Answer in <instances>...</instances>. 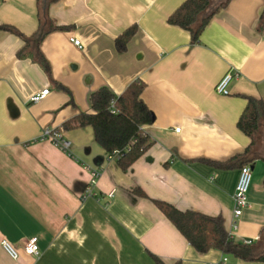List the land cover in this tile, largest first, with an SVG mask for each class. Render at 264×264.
<instances>
[{"label": "crops", "instance_id": "obj_1", "mask_svg": "<svg viewBox=\"0 0 264 264\" xmlns=\"http://www.w3.org/2000/svg\"><path fill=\"white\" fill-rule=\"evenodd\" d=\"M39 1L54 24L67 26L40 42L46 67L35 48L18 57L22 38L0 30V242L18 251L12 259L0 245V264H157L153 255L165 264H264L196 251L152 201L220 215L234 241L251 239L252 256L264 254L260 142L250 163L249 206L238 218L232 213L240 162H207H225L249 143L236 121L245 95L264 100V0H229L194 43L167 22L183 0ZM37 11V0H0V24L29 36ZM131 25L136 32L119 50L115 39ZM228 71L237 77L228 95L218 94L214 86ZM133 81L144 84L140 98L152 113L143 126L150 144L122 169L90 126L63 124L92 112L96 89L117 96ZM46 88L42 100L30 101ZM46 128L71 142L69 154L40 139ZM93 170L99 175L90 185ZM30 238L37 256L22 250Z\"/></svg>", "mask_w": 264, "mask_h": 264}, {"label": "trees", "instance_id": "obj_2", "mask_svg": "<svg viewBox=\"0 0 264 264\" xmlns=\"http://www.w3.org/2000/svg\"><path fill=\"white\" fill-rule=\"evenodd\" d=\"M228 1L224 0L211 7L210 0H183L168 16L167 22L188 31L194 43L198 41L210 18ZM37 10L38 25L31 35H22L10 24H0V30L14 33L22 38L23 45L17 51L18 57H25L31 49L35 48V55L46 67L39 52L40 42L52 30L66 29L67 26L54 24L43 13L39 0H37ZM135 32L136 26L131 25L116 37L115 44L119 50L126 49L128 41ZM143 88L144 84L141 81H133L121 94L116 96L108 88L100 87L90 94L92 112L79 113L66 121L63 127L90 126L95 141L108 154L117 152L118 165L122 169L128 168L150 144L143 126L152 121V113L140 98ZM244 99L245 105L236 121V126L249 138L248 145L242 153L234 155L225 162L207 161L209 164L229 168L237 160L240 162V167L259 158L256 150L259 144L260 129L264 125V100L249 95H245ZM136 190L139 195H144L142 191ZM152 201L196 251L205 253L210 249H217L223 254H230L244 260L264 262V254L253 257L251 245L236 242L230 237L220 215L213 216L194 210H179L166 201L158 199H152ZM153 258L157 264H165L155 255ZM174 264H179V261Z\"/></svg>", "mask_w": 264, "mask_h": 264}, {"label": "built area", "instance_id": "obj_3", "mask_svg": "<svg viewBox=\"0 0 264 264\" xmlns=\"http://www.w3.org/2000/svg\"><path fill=\"white\" fill-rule=\"evenodd\" d=\"M70 41L73 43L75 46H80V41L75 38H70ZM237 74L236 73H231V72H226L215 84L214 86V91L218 94L221 95H228V83L233 79L236 78ZM48 89H43L40 92L35 93L30 97L31 102H38L42 100L48 93ZM179 128H176L175 131H178ZM41 140H48L51 142L55 147L60 149L61 151L65 153H70V146L71 142L63 137L62 133L58 129H53V128H46L42 131V134L40 136ZM109 158H114L116 159L117 157V152H113L112 154H108ZM99 173L96 170L91 171V178H90V185H93L98 177ZM252 181V169L250 164H244L239 167V174L238 178L235 184V189H234V194H233V203H234V208H233V218H238L243 210L249 206V201H248V191L250 188V184ZM111 196V193L109 194ZM237 229V226L235 222L232 225V231H235ZM230 237L232 238V235L228 233ZM243 243L250 245L252 244V240L248 239L243 241ZM1 247L3 250L9 255L10 258L16 259L18 257V251L15 249V247L9 243L6 240H2L0 242ZM23 252L26 255H31V256H37L39 254V247L37 244L36 238H30L25 241L23 247H22Z\"/></svg>", "mask_w": 264, "mask_h": 264}, {"label": "rangeland", "instance_id": "obj_4", "mask_svg": "<svg viewBox=\"0 0 264 264\" xmlns=\"http://www.w3.org/2000/svg\"><path fill=\"white\" fill-rule=\"evenodd\" d=\"M259 142L261 145V150L264 153V125L261 128L260 133H259Z\"/></svg>", "mask_w": 264, "mask_h": 264}, {"label": "water", "instance_id": "obj_5", "mask_svg": "<svg viewBox=\"0 0 264 264\" xmlns=\"http://www.w3.org/2000/svg\"><path fill=\"white\" fill-rule=\"evenodd\" d=\"M251 169H252V166H251Z\"/></svg>", "mask_w": 264, "mask_h": 264}]
</instances>
